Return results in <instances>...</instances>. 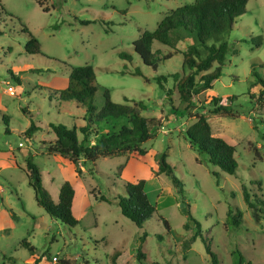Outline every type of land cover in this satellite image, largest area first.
Returning <instances> with one entry per match:
<instances>
[{"label":"rangeland","instance_id":"1","mask_svg":"<svg viewBox=\"0 0 264 264\" xmlns=\"http://www.w3.org/2000/svg\"><path fill=\"white\" fill-rule=\"evenodd\" d=\"M191 2L1 0L5 12L0 10V264H112L115 252L122 253L117 264H137V238L143 230L144 264H212L199 236L182 252L179 242L194 235L196 222L220 264H236L235 250L251 264H264V205L258 202L264 200V93L259 95L263 89L259 78L264 81V0H248L246 13L226 34L231 51L221 76L212 88L185 103L172 77L190 71L182 55L161 59L154 71L141 62L132 42L139 38L138 28L152 31L169 9ZM20 24L38 39L41 54L25 52L27 34ZM255 36L262 37L260 46L251 41ZM187 44L181 42L178 48ZM153 46L167 52L157 42ZM121 52L131 59L121 58ZM61 61L92 66L97 109L103 106L105 89L116 103L142 101V116L159 120L144 143L149 158L100 157L89 163L80 157L72 163L48 150L55 138L51 124L76 126L81 140L79 127L88 123L85 107L60 101L51 91L67 83ZM135 69L142 75L132 74ZM156 78H162L163 87ZM6 83L15 92H6ZM200 115L210 123L213 135L235 147L234 174L220 171L190 146L185 130ZM32 124L37 128L26 135ZM162 152L183 184L182 197L168 176L155 174L153 156ZM28 156L39 167L42 185L54 202L62 183H71L77 225L51 218L36 203L24 170ZM120 164L124 168L119 173ZM138 179H145V191L156 208L142 229L123 216L116 203L99 199L121 194L124 181ZM242 184L254 209L243 200ZM229 209L232 214L241 212L239 225L229 220ZM157 215L167 219L169 235ZM23 240L36 248L35 254L21 245Z\"/></svg>","mask_w":264,"mask_h":264},{"label":"trees","instance_id":"2","mask_svg":"<svg viewBox=\"0 0 264 264\" xmlns=\"http://www.w3.org/2000/svg\"><path fill=\"white\" fill-rule=\"evenodd\" d=\"M247 2L248 0H193L191 3L169 9L154 30L138 28L140 35L132 42L133 50L138 54L141 62L154 71L161 59L166 61L176 53H180L183 64L190 71L182 77L175 72L172 77L176 82L175 89L180 100L189 103L202 89L212 88L213 82L221 76V71L231 51L226 34L234 28L236 19L246 13ZM39 4L41 5L42 2L40 1ZM0 10L5 12L1 4ZM44 10L46 9L44 8ZM82 23L88 24L89 21ZM20 25L27 34L24 45L25 52L41 54V44L38 39L23 24ZM184 41H187L188 44L181 50L178 48V44ZM251 41L255 46H260L262 37H252ZM154 42L164 47L167 52L157 48L158 45L154 48ZM119 55L121 58L131 59L129 53L121 52ZM61 65L62 69L68 72L67 83L62 89H51V91L57 94V99L60 101H71L76 106L85 107L88 123L79 127V131L82 133L81 140L78 138L76 126L68 128L62 123L51 124L55 138L48 150L67 157L72 163H76L80 157L89 163H94L100 157L149 158L150 152L144 143L151 137V127L158 125L159 120L142 116L141 111L144 109L142 101L132 105L116 103L111 100L108 90L105 89L103 106L97 109L93 103L97 86L92 66L87 64L72 66L63 61H61ZM199 73L202 75L196 81V75ZM132 74L142 75L139 69H135ZM144 79L147 82L148 78L144 76ZM156 81L160 87H163L162 78H156ZM259 81L263 87L259 90V95L262 97L264 81L261 78ZM36 128L32 124L26 130V135H31ZM185 134L190 146L199 155L205 156L208 163L218 167L224 173L234 174L237 167L235 147L223 138L213 135L211 125L204 116H197L196 120L186 128ZM166 156L165 152L153 156L157 164L155 174L168 176L176 195L182 197L184 195L183 184L174 174L173 167L166 160ZM123 168L124 164L117 167L119 173ZM24 170L28 183L34 191L36 203L51 218L59 219L70 227L77 225L78 220L71 211L75 195L71 183L68 181L62 183L58 200L54 202L43 187L41 172L32 161L31 156L26 158ZM213 174L219 175L217 171H214ZM145 183V179H138L135 182L124 181L121 194L117 193L112 197L100 195L99 199L109 204L116 203L121 214L139 229H142L143 225L156 214L155 205L150 201L145 191ZM242 196L247 207L254 209L255 204L251 201L245 184H242ZM258 202L264 205V200ZM157 218L163 223L166 233L169 235L171 231L167 219L162 215H157ZM228 218L232 224L239 225L241 212L237 211L236 214H232L229 209ZM195 227L194 235L188 240L179 242L182 244V252L185 253L191 242L199 236L211 257L212 264H220L217 255L211 251L208 239L203 235L198 222ZM146 235V231L143 230L137 238L138 246L135 253L137 264H144L146 259L141 249ZM21 245L27 248L32 255L35 254L36 248L26 240H23ZM234 254L238 257L236 264H251L250 261L244 259L239 250H235ZM119 255V252H115L111 256L112 264H116ZM63 264L67 263L63 262Z\"/></svg>","mask_w":264,"mask_h":264},{"label":"built area","instance_id":"3","mask_svg":"<svg viewBox=\"0 0 264 264\" xmlns=\"http://www.w3.org/2000/svg\"><path fill=\"white\" fill-rule=\"evenodd\" d=\"M6 84H7L6 89H5L6 92H8V93L15 92V89L9 83H6ZM53 259H54V261L56 260L55 257Z\"/></svg>","mask_w":264,"mask_h":264},{"label":"crops","instance_id":"4","mask_svg":"<svg viewBox=\"0 0 264 264\" xmlns=\"http://www.w3.org/2000/svg\"><path fill=\"white\" fill-rule=\"evenodd\" d=\"M121 255H122V253H120V255H119L118 257H121ZM118 257H117V258H118ZM116 264H117V259H116Z\"/></svg>","mask_w":264,"mask_h":264}]
</instances>
